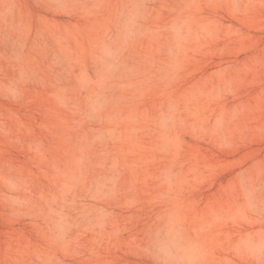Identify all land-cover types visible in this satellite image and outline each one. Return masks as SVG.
I'll return each instance as SVG.
<instances>
[{
  "label": "rangeland",
  "instance_id": "374dc122",
  "mask_svg": "<svg viewBox=\"0 0 264 264\" xmlns=\"http://www.w3.org/2000/svg\"><path fill=\"white\" fill-rule=\"evenodd\" d=\"M0 264H264V0H0Z\"/></svg>",
  "mask_w": 264,
  "mask_h": 264
}]
</instances>
